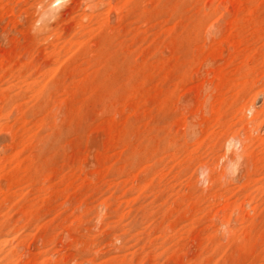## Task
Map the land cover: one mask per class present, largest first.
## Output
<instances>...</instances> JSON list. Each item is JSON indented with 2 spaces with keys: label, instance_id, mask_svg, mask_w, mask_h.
Masks as SVG:
<instances>
[{
  "label": "rangeland",
  "instance_id": "obj_1",
  "mask_svg": "<svg viewBox=\"0 0 264 264\" xmlns=\"http://www.w3.org/2000/svg\"><path fill=\"white\" fill-rule=\"evenodd\" d=\"M0 264H264V0H0Z\"/></svg>",
  "mask_w": 264,
  "mask_h": 264
}]
</instances>
